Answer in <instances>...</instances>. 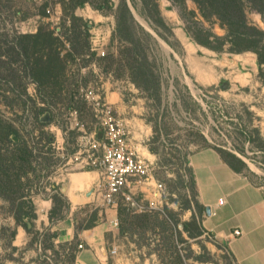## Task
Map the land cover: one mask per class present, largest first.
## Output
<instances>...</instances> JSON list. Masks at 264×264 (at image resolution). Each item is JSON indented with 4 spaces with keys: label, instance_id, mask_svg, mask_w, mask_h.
<instances>
[{
    "label": "crops",
    "instance_id": "crops-1",
    "mask_svg": "<svg viewBox=\"0 0 264 264\" xmlns=\"http://www.w3.org/2000/svg\"><path fill=\"white\" fill-rule=\"evenodd\" d=\"M167 2L171 3L169 0ZM54 9L56 19H59L62 9L57 5ZM84 9V13H81L80 9H75V14L85 20L91 15L105 18L103 17L105 14H99L91 7L85 5ZM160 13L172 36L177 40L176 43L181 47L186 72L195 80L216 85L222 79H227L233 88L243 87L248 89V92H251L252 86L261 82L258 76L259 66L253 52L235 53L231 60L227 58L225 63L223 60L217 68L214 63H208L205 57L196 55L197 50L205 47L193 43L184 27L174 23L175 16L180 18L178 12L167 6L163 10L160 9ZM35 16L40 17L39 14ZM43 18L48 19L47 16L41 19ZM172 24L174 26L170 27L169 25ZM90 25L88 23L89 27ZM36 29L32 31L35 32ZM91 62L81 67V73L84 74L90 69L98 77L96 84L102 89L103 97L112 104L114 111L124 118L129 128L131 145L139 155L153 165L152 178L144 184L132 186V190L139 199H143L144 203L156 200L157 178L153 164L156 155L150 147L152 126L147 118V97L141 94L140 89L128 79H118L111 74V71L105 72L96 63L91 64ZM82 76L84 75L78 77ZM241 98L247 101L251 110L257 108L251 94L244 93ZM83 123L85 132L91 133L95 129L93 122ZM53 128L56 130L55 149L62 158V164L47 176L48 185L43 187V191L32 196L36 215L33 219V230L42 231L40 234L56 233L52 239L47 240L52 244L53 250L42 248L44 252L58 257L51 264H67L65 256L69 250L73 255L70 264H163L159 254L168 253L164 249L159 252L157 248H164L161 244L168 239L172 244L178 243L179 239L184 240L180 242L182 248L178 252L185 264L208 262L209 260L204 258L203 260L195 254L202 252L208 254L213 247L225 249L233 264H264L263 167L250 164L237 151L229 150L241 161L239 164L231 165L223 159L216 146L210 144L201 146L188 156L187 164L193 184L191 186L180 184L183 191L178 193V197L173 193L168 200L165 197L162 211L135 212L123 205L120 196L115 204L103 205L96 189L100 180L99 171L77 170L66 165L68 155L80 142L81 131L76 129V134L70 143L65 128L60 125ZM57 189L62 193L69 207L62 211V217L50 219L53 205L51 195ZM93 212L97 217L95 223L89 227L83 226ZM192 218H195L199 224L201 230L199 235H190L183 229V223L189 222ZM12 221L16 234L11 245L16 248L15 251L25 250L30 243L29 232L22 225H16L14 217ZM114 221L118 224L114 225ZM170 221H172L169 225L170 229L167 232L162 231V234L161 224ZM27 225L31 226L29 222ZM236 229L240 230V234H234ZM162 235L164 238L166 235L170 237L162 240ZM41 239L42 237L40 241ZM35 243L34 252H28L30 257L37 256V251L41 249L38 242ZM79 244L82 245L81 248L78 247ZM71 247L73 250L70 249ZM186 255L187 257L184 258ZM3 264L16 263L10 259Z\"/></svg>",
    "mask_w": 264,
    "mask_h": 264
},
{
    "label": "rangeland",
    "instance_id": "rangeland-1",
    "mask_svg": "<svg viewBox=\"0 0 264 264\" xmlns=\"http://www.w3.org/2000/svg\"><path fill=\"white\" fill-rule=\"evenodd\" d=\"M110 1L114 4L112 8L114 10L119 0ZM64 2L69 3L67 0ZM133 2L132 4L128 0L136 22L133 41L130 42L127 40L120 42L117 37L112 40V33L115 28L113 10L105 9V15H103L101 11L95 8L101 3V0H89L83 6L76 7V10L80 9L81 13H84V6L86 5L105 17L103 19L93 15L87 17L92 31H89V42L90 39H93L96 43H105L103 45L105 55L98 57V60L93 59L91 64L96 63L102 70L105 64L101 58L111 55L114 62L109 67L112 72L110 73L118 79H128L136 86L132 79L135 73L131 71L123 51L134 47L139 54V59H142L143 56L147 59L150 83L145 85L146 89L141 84L140 78L136 77L138 74L134 78L142 85L141 88L136 87L140 89L141 94L147 97V118L152 126L150 147L156 155L153 163L154 174L157 180L164 184L167 200L172 193L177 197L178 193H182L183 189L180 186L179 177L185 185L190 182L188 156L195 149L207 144L227 152H231L229 150L237 151L248 163L264 168V82L261 81L252 86L251 92H248V89L243 87L233 88L227 79H222L223 82L221 80L216 85L200 83L195 80L186 72L181 55L182 50L180 45L176 43L177 40L174 36H171L166 30L158 29L161 35L170 41L172 44L170 46L154 31L150 22L141 14L142 2L140 0ZM157 2L160 9L163 10L168 6L169 9L177 12L176 7L171 3L168 4L167 0H157ZM44 5L50 10V13L45 12L48 19H41V16L36 18L35 15L40 12ZM55 5L62 9L60 0H0V152L4 154L5 148L10 149L11 144L7 147L3 138L7 131L12 128L18 132L21 144L36 155L37 159L33 157L32 164L33 167H36L35 172L29 171L26 176L21 177L20 182L14 178V170L11 169L10 171V183L24 185L25 190L31 193L27 196L31 199L34 194L43 191V187L48 185L47 176L62 164L60 154L56 153L55 139L53 144L47 141V136L50 133L54 138L56 137V130L53 126L60 125L65 128L70 143L76 134V129L72 128L74 119L69 115L71 109L68 108V104L73 102H70L68 96L63 94L57 103L48 109L43 111L38 109L43 104L37 99L36 84L20 72L19 61H15L5 54L10 39L5 33L8 35L13 32L32 33V30L37 28L41 21H45L44 23H48L51 28L56 29V24L53 22L56 21L59 24L60 18L56 19ZM186 6L188 9L197 12L193 1L186 0ZM246 14L252 24L264 29V23L259 13L247 9ZM197 17L202 21L204 27L210 28L217 35L225 34V29L220 27L218 23H207L199 15ZM174 23H177L179 27H184V22L176 16ZM169 26L173 27L174 24ZM1 40L7 42L2 43ZM190 40L196 43L191 38ZM247 52L251 53V51ZM195 53L201 58L205 57L208 63H214L217 68L223 60L225 63L227 58L231 60L235 54L226 50L218 52L207 47L197 50ZM86 58L84 56V59ZM83 63L82 59L67 63L65 84L68 90H73L75 94L76 101L72 105L77 109V118L85 123H94L93 113L86 102L81 101L78 89L94 87L98 77L90 69L84 74L81 73ZM8 66L13 70H19L17 72L18 78L15 71L9 73ZM77 73L79 74L77 75ZM81 74L84 76L78 77ZM78 83L83 85L80 84V86ZM21 88L25 89L26 95L21 94ZM244 93L253 96L252 101L258 109H250L247 101L241 98ZM32 100L36 102L34 105H32ZM37 117H40L41 121H37ZM119 117L123 119L129 131L124 118ZM50 119L53 122L40 123ZM128 135L130 136V132ZM18 136L12 135V139L16 141ZM9 156L12 157L13 155L9 154ZM12 165L13 168L17 167L16 159ZM11 204L16 205L15 201L9 202V199L0 196V226L13 227V214L10 213ZM40 233L42 231L36 232L35 230L29 233L30 243L29 247L25 246V250L11 251V247L6 246L8 232L4 234L0 232V264L10 259L16 264H51L58 257L52 256L49 252H44L42 248L53 250V246L51 243L49 245L47 240L42 241L41 244L42 234ZM35 242H38L41 249L39 250L37 247L39 250L37 256L30 257L28 252H34ZM22 252L23 254H21ZM210 252L208 251V254L207 252L195 254L201 259L209 260L206 263L198 264H233L225 249L213 247ZM65 257V260L68 261L67 255ZM63 259L64 257H62Z\"/></svg>",
    "mask_w": 264,
    "mask_h": 264
},
{
    "label": "trees",
    "instance_id": "trees-1",
    "mask_svg": "<svg viewBox=\"0 0 264 264\" xmlns=\"http://www.w3.org/2000/svg\"><path fill=\"white\" fill-rule=\"evenodd\" d=\"M60 1L62 2V13L57 33L48 23H44L45 21H41L36 31L32 33L13 32L10 35L5 33V35L10 38L5 54L12 57L13 60L19 61L21 67L20 72L24 77L30 78L36 84L37 99L43 104L38 108L40 111L46 110L51 105L57 103L63 94L68 96L70 102L74 103L76 101L73 90H68L65 84L67 63L82 59L84 63L81 66L84 67L93 59L98 60L95 53L90 51V27L88 26V21L75 14L76 7L83 6L85 3L89 2V0H67L69 2L68 4L64 2L65 0ZM130 1L132 4L134 3V0ZM140 1L142 2L143 9L141 14L150 22L154 31L171 46L172 44L170 41L158 31V29L166 30L172 36L170 28L165 24L161 16L157 0ZM169 1L176 7L180 18L184 22L186 33L194 42L218 52L224 50L231 53L253 52L256 55L257 64L259 66L258 76L260 80L264 82V29L252 24L246 14L247 9L254 10L260 14L262 22L264 23V0H191L195 3L197 12L187 8L186 0ZM113 5V2L110 0H101V3L95 8L101 11L102 14H105V9L113 10ZM45 6L46 5L37 13L41 17L46 16L44 10ZM113 14L115 28L112 33V40L117 37L120 42L126 40L128 42L133 41L136 22L130 10L128 0H119L113 10ZM198 15L207 23H218L220 27L225 29V34L217 35L210 28L204 27L202 21L197 17ZM6 42L7 41H2V43ZM123 54L124 57L128 59L131 71L134 72L135 75L138 74L136 77L140 78L141 84L144 85L146 89L145 85L150 83L149 69L147 70L149 64L146 57L143 56L142 59H139V54L134 47L126 49L123 51ZM84 56L87 58L84 59ZM101 61L106 65H104L103 70L105 72L110 71L109 67L114 62L113 57L108 55L101 58ZM1 62L3 63V61ZM10 64L12 63L10 62ZM7 69L10 71L9 73L15 71L16 77L18 78V69L13 70L9 66ZM78 74L79 73H77V75ZM134 76H132L134 83L137 87L141 88L142 85L137 82ZM80 84L83 85L82 83H78V85ZM21 94H27L24 88H21ZM81 101L85 102L82 98ZM32 102V105L36 103L34 100H32ZM73 103L68 104L69 109H75L74 105H72ZM37 121H41L40 117H37ZM51 121L52 119L40 123L45 124ZM12 135L18 136V132L11 128L3 138V140L6 141L4 144H6L7 147L11 144L10 149L5 148L4 154L0 152V196L9 199V202L15 201L16 205L11 204L10 206V213L13 214L15 224L22 225L27 232L31 233L33 232V219L36 217L32 199L27 197L31 193L25 190L26 187H24V185H13L10 183V171L11 169L14 170V178L20 182L21 177L26 176L29 171L35 172L36 167L32 166L33 157L34 159L37 158L25 145L21 144L22 142L19 136L15 141L12 139ZM47 141L50 144L54 142V137L51 133L47 136ZM217 150L229 164L241 163L234 154L218 147ZM15 153L17 154L16 157ZM9 154L13 156L10 157ZM15 159L17 167L13 168L12 164ZM189 181L187 186L193 184L191 176ZM179 182L181 185H185L180 177ZM51 198L53 205L50 210V219L62 217V211L68 209L69 204L58 189L51 195ZM25 219L27 221H25ZM96 220V214L93 212L83 226L89 227L93 225ZM146 221L151 224L148 219H146ZM28 222L31 224L30 227L27 225ZM170 223L172 224V221L163 222L160 226L161 232H167L170 229ZM199 228V224L195 218H192L189 222L183 223V229L190 235L201 234ZM0 229L2 234L8 232L6 236V246L11 247L12 251L16 250V248L11 245L12 239L16 234V228L8 225H1ZM55 235L56 233L48 234L45 232L42 234L41 241L50 240ZM167 237L170 236L166 235L165 238ZM165 238L164 235L161 236L162 240ZM178 241V243L172 244V241L168 239L161 244L164 248H157L159 252L164 249L168 253L167 255L159 254L163 264H185L184 259L180 257L178 252L182 248L180 242L184 240L179 239ZM48 244L50 245V243ZM70 249H72V247ZM187 252H189V250H187ZM67 257V264H70V260L73 259L70 250ZM186 257L187 255L184 256V258Z\"/></svg>",
    "mask_w": 264,
    "mask_h": 264
},
{
    "label": "built area",
    "instance_id": "built-area-1",
    "mask_svg": "<svg viewBox=\"0 0 264 264\" xmlns=\"http://www.w3.org/2000/svg\"><path fill=\"white\" fill-rule=\"evenodd\" d=\"M45 8V12L50 13L49 8ZM53 23L56 24L57 33L58 24L56 21ZM89 31L92 32L91 29ZM104 44L103 42L96 43L90 39V51L94 52L97 57L104 56ZM78 92V95L87 103L93 113L95 129L91 133L85 132V124L77 118V110L69 111V115L74 119L72 128L81 131V138L76 148L68 155V159H66L68 164L66 165L77 170L94 169L99 171L100 180L96 189L103 205L115 204L120 196L123 205L128 210L135 212L162 211L166 191L164 184L160 181L155 180L157 199L149 200L147 203H144L143 199H139L132 190V186H139L152 178L153 165L139 155L131 145L129 131L123 119L115 113L112 104L103 97L100 86L95 83L94 87H81ZM113 224L117 225L118 223L114 221ZM234 234H240V230L236 229ZM78 247L81 248L82 245L79 244Z\"/></svg>",
    "mask_w": 264,
    "mask_h": 264
},
{
    "label": "water",
    "instance_id": "water-1",
    "mask_svg": "<svg viewBox=\"0 0 264 264\" xmlns=\"http://www.w3.org/2000/svg\"><path fill=\"white\" fill-rule=\"evenodd\" d=\"M99 136V135H98Z\"/></svg>",
    "mask_w": 264,
    "mask_h": 264
}]
</instances>
